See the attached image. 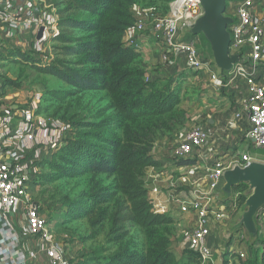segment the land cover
<instances>
[{"label":"built area","instance_id":"1","mask_svg":"<svg viewBox=\"0 0 264 264\" xmlns=\"http://www.w3.org/2000/svg\"><path fill=\"white\" fill-rule=\"evenodd\" d=\"M230 3L226 10L234 18L229 25L230 54H238L242 61L235 63L229 82L247 87L233 119L236 122L246 117L250 123L247 140L264 148V78L257 79L258 65L264 63V0ZM200 13L199 0H174L163 17L138 12L130 45L138 46L150 20L152 35L164 43L174 59L183 57L190 69L203 70L198 40L182 38L183 28ZM59 21L58 8L51 0H0V51L7 55L10 49H20L41 64L50 63ZM43 98L40 91L21 96L0 94V264H71L74 258L67 243L57 238L32 194L40 163L64 144L71 129L66 122L44 115ZM215 136L216 131L207 125H193L177 140L171 159L160 161L159 166L147 171L149 199L154 209L169 213L175 206L183 215L181 219L191 217L183 239L201 257L202 264L217 249L212 224L225 216L223 203L218 199L224 172L235 164L246 166L258 160L251 152H245L239 157L210 161L207 143ZM184 159L194 163L180 164ZM176 165L189 171L192 178L178 177ZM257 217L264 221V207ZM244 237L242 231L234 234L230 245L238 247Z\"/></svg>","mask_w":264,"mask_h":264},{"label":"rangeland","instance_id":"2","mask_svg":"<svg viewBox=\"0 0 264 264\" xmlns=\"http://www.w3.org/2000/svg\"><path fill=\"white\" fill-rule=\"evenodd\" d=\"M104 2V15L107 16L115 36L104 39L106 47L112 42L130 45V33L135 27L138 12L147 11L151 12L153 17H163L170 10V4L160 0H105ZM57 4L60 8V19L82 13L65 0H57ZM230 5L231 3L227 9ZM146 26L138 46L135 47L140 52V57L124 69L132 72L124 92H134L140 85H144L143 87L148 90L151 83L165 91L175 90L179 96V103L169 114L127 120L115 109L113 96L106 90L84 91L78 95L71 94L65 99H58L56 97L58 93L71 92L74 88L58 78L38 72L35 67L38 60L15 59L13 52L9 51L7 55L0 51V61L7 58L6 63H0V94L3 92L5 95L21 96L40 91L44 94L42 110L44 115L66 122L71 128L72 135L69 136H73L74 133L73 137L78 136L76 139L80 140V143L81 141L82 144L83 142L103 143L109 139L137 140L138 145L149 149L159 162L168 161L171 159V151L177 140L193 125L202 123L214 131L215 124H211L212 120L219 119L223 122L225 118L230 117L232 121L233 115L240 108L241 101L247 93V87L235 81L229 82L230 75L227 73L225 76L221 75L214 61L211 45L204 34L193 37L198 40L199 51L205 66L203 70H193L187 66L183 57L174 59L167 52L164 43L152 35L150 20L147 21ZM66 31L77 36L88 34V31L81 27L66 28ZM63 45L56 39L53 49L54 58L71 61L73 65H76L74 62L78 55L63 54L61 49ZM91 66L99 65H88V67ZM105 66L112 71L119 70L113 62L105 63ZM261 68H264V63ZM2 80L3 83H1ZM112 117L116 120H110ZM244 139L240 137L239 146L233 148L235 145L233 143L229 148L237 151L242 143L248 144L244 142ZM227 143H225L226 146ZM99 153L100 150L90 143L85 145L80 155L64 151L62 157H58L52 167L41 169L38 182L32 186L33 198L46 210V216L54 213V207L62 208L61 205L64 203L81 200L83 204H89L87 205L89 215L85 213V215L78 214L79 216L73 217L70 220L71 231H67L68 240H83L84 251L78 250L85 252L86 258H83L84 254L78 255L77 258L86 260L87 252L91 253L92 250L99 248L106 249L105 255L109 260L112 254L119 251L145 253L151 242L158 235H163L169 241V248L181 261L188 264H202L201 257L188 248L183 239L184 230L188 227L191 217L186 215L184 219H181L183 215L177 212L175 206H172L173 210L168 213L175 220L171 225L157 226L148 230L142 229L131 221L112 225L110 218L117 205L120 204L127 211V202L123 200L120 193L116 175L86 167L88 162ZM251 154L260 159L264 156V148H255L252 145ZM240 155L241 153L237 154V157ZM176 168L178 177L192 178L189 171L181 169L179 165H176ZM74 169L82 173L74 176L66 175L68 170ZM146 182L150 187L147 177ZM184 188L183 186L182 189ZM241 194L249 195L247 189H235L233 197L226 204L222 202L225 216L212 224L213 241L216 244V250H219L223 262L221 264H224L225 258L229 260L228 264H241V259L249 257L252 251L253 246L244 228L234 233L238 235L242 231L245 236L238 247L236 245H229L224 249L220 247L224 227L241 217L242 207L245 204ZM91 196L93 198L96 196L95 200H91ZM54 217L55 215L51 221L54 226L52 228L58 237L64 238L62 235L64 231L60 230L56 223L60 219L56 217L54 219ZM65 243L75 256L71 242L66 240ZM186 252H191L193 256L189 259Z\"/></svg>","mask_w":264,"mask_h":264},{"label":"trees","instance_id":"3","mask_svg":"<svg viewBox=\"0 0 264 264\" xmlns=\"http://www.w3.org/2000/svg\"><path fill=\"white\" fill-rule=\"evenodd\" d=\"M51 1L57 6L60 13L57 0ZM65 1L72 4L82 13L60 19L59 31L54 40L58 39L64 44L61 47L63 54L78 55L77 60L74 62L76 65H73L71 61L53 58L48 64H41L38 61L39 64L37 63L35 66L38 72L58 78L74 88L71 92L61 91L56 97L58 99H65L71 94L78 95L84 91L106 90L113 96V105L118 113L123 118L131 121L143 117L162 116L173 112L179 103V96L175 90L165 91L157 88L154 83H151L148 90L143 87L144 85H140L134 92H124L132 73L130 70L124 69L140 57V52H138L135 46H126L122 43L112 42L108 47L105 46L104 39H107L109 36L115 37L114 33H112V27L109 25V20L104 15L105 0ZM160 1L170 4L174 0ZM78 27L84 28L88 31V34L77 36L66 31V28ZM9 52H13L12 55L15 59H32L37 61V59L20 49H10ZM112 62L119 70L112 71L108 66H105V63L110 64ZM89 64H97L99 66L88 67ZM258 78H264V68H261V66L258 68ZM1 83H3V80ZM110 120L115 121L116 118L112 117ZM70 134L72 135L71 132L68 133L64 144L49 159L40 163V171L43 167H52L56 159L62 157L64 151H68V153L75 152L80 155L85 145L90 143V145L99 149L100 153L94 156L86 167L95 171L116 175L120 193L123 196V200L127 202L128 212L119 204L112 213L110 219L113 226L131 221L142 229L148 230L157 226L173 224L174 218L168 213L157 212L149 199V186L146 182L147 171L152 166L160 165L159 160L155 159L149 149L139 146L137 140L109 139L103 143L83 142L82 144V141L81 143L79 142L80 140L77 141L76 138L78 136L73 137L74 133L73 136H69ZM67 140L69 141L67 142ZM191 163H194V160L184 159L180 161V164ZM40 173L34 185L38 182ZM81 173L82 171L74 169L68 170L66 175L74 176ZM242 185L235 187L234 190L240 188L246 190L247 186ZM95 197L91 196V200H95ZM241 197L244 198V201L248 198V196H243V194H241ZM87 205L89 204H83L81 200L68 202L62 204V208H59L60 206L54 207V213H50V216L47 215L51 227H54L51 224L54 215L60 219L56 223L60 230L64 231L62 234L64 238L58 237L57 234L56 236L62 242L66 240L71 242L72 249L75 251L71 264H188L181 261L176 253L169 248V241L163 235H158L151 242L145 253L134 254L128 250L119 251L112 254L109 260L108 256L105 255L106 249L99 248L92 250L91 253L87 252V259L81 260L86 258L85 252H80L84 251L82 246L83 240H68L67 231H71L69 223L73 217L87 214ZM41 210L45 214L47 213L42 207ZM93 226L95 227V224ZM186 253L189 259L193 256L191 252ZM82 254H84L83 258L78 259V255ZM240 262L241 264H264V240H262L261 233L252 247L250 256L241 259ZM228 263L229 260L225 258L224 264Z\"/></svg>","mask_w":264,"mask_h":264},{"label":"water","instance_id":"4","mask_svg":"<svg viewBox=\"0 0 264 264\" xmlns=\"http://www.w3.org/2000/svg\"><path fill=\"white\" fill-rule=\"evenodd\" d=\"M230 1L232 0H199L201 13L198 17L190 20L182 31L183 39L199 36V34L205 35L222 76H225L226 73L230 75L235 63L242 61L238 54H230L231 32L229 25L234 22V18L226 14ZM41 36L42 30L39 33V38ZM262 64H259L258 67ZM241 184L247 185L249 195L242 207L240 219L230 222L221 233L220 247L223 249L230 245L234 233L240 228L247 231L252 246L259 238L256 218L259 210L264 207V162L254 160L246 166L235 164L226 170L224 184L218 194V199L221 202L230 200L233 197L234 188Z\"/></svg>","mask_w":264,"mask_h":264},{"label":"crops","instance_id":"5","mask_svg":"<svg viewBox=\"0 0 264 264\" xmlns=\"http://www.w3.org/2000/svg\"><path fill=\"white\" fill-rule=\"evenodd\" d=\"M233 117H232V121L230 120V117L225 118L224 120L225 122L224 121L222 122L219 119L216 121L215 120L211 121V124H215L214 130L216 131V136L213 140L207 143V148L209 150V155L211 158L210 161H215L216 158L229 159L232 157H237V154L239 155V153L242 154L245 152H251V147L253 144L250 143L246 138V133L250 128V123L248 119L245 117L244 119L235 122ZM221 123H224V124L221 125ZM226 137L228 138L226 141H224ZM240 137H244L245 138L244 142H247L248 144L242 143L241 144L242 146L237 151L231 150L229 147L230 145H233V143H235V145H233V148L236 146L237 147L239 146ZM229 139L230 141H228ZM225 143H227V146L225 145ZM258 161L264 162V156L258 159ZM161 162L164 163L167 161H161ZM201 166L202 165L200 164L199 167ZM256 222H257V226L259 229V234L261 233L262 240H264V221L261 218L257 217ZM221 262L222 261L220 258L219 250H216V253H214V255L207 261L206 264H221Z\"/></svg>","mask_w":264,"mask_h":264}]
</instances>
